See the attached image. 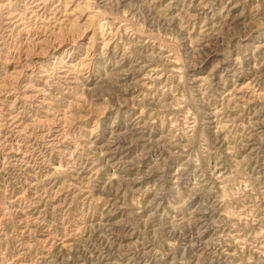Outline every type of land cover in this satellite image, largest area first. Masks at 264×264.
Here are the masks:
<instances>
[{
  "label": "rangeland",
  "instance_id": "374dc122",
  "mask_svg": "<svg viewBox=\"0 0 264 264\" xmlns=\"http://www.w3.org/2000/svg\"><path fill=\"white\" fill-rule=\"evenodd\" d=\"M0 264H264V0H0Z\"/></svg>",
  "mask_w": 264,
  "mask_h": 264
}]
</instances>
